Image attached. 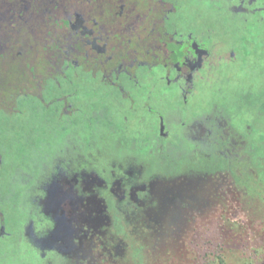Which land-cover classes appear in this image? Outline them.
Listing matches in <instances>:
<instances>
[{
  "label": "rangeland",
  "instance_id": "obj_1",
  "mask_svg": "<svg viewBox=\"0 0 264 264\" xmlns=\"http://www.w3.org/2000/svg\"><path fill=\"white\" fill-rule=\"evenodd\" d=\"M172 1L176 11L166 21L171 29L179 33L202 35L207 40L220 39L228 46L232 43L238 53L237 61L220 68L218 77L211 83L199 86L198 93L189 98L188 106L184 104L186 116L191 111L201 113L219 104L224 111L239 114L232 125L234 131L230 130L231 137L242 133L237 129L240 126L246 133L248 122L256 120L255 153L249 150L248 137L239 136V140L246 142H240L241 149L237 150V147L231 157L214 158L215 162L210 158L204 163L208 165L206 167L200 164L188 168L180 163L179 168L172 163L170 168L175 172L169 177L162 173L144 174L148 167L144 159L126 157L116 164L111 157H95L97 161L109 165L107 172L95 175L87 168H81L80 174H75L80 183L76 179L69 189L63 211L55 200L49 199L41 190L32 189L27 191L28 195L25 194V179H22L23 182L18 180L21 175L26 178L24 174H28V171L33 175L41 172V161L57 153L64 133L61 131V120L54 111L57 107L55 102L50 107L42 106L36 96H25L15 110H0V154L3 157L0 187L4 191L3 198H6L5 201L1 200L0 206L5 212L3 219L6 229L9 232L17 230L14 225L16 221L22 226L28 211L37 225L50 219L48 224L52 228L63 218L67 221L74 215L77 220L74 221L73 235L65 237L64 243L56 242L64 244V250L60 253L49 247L42 248L28 235V245L24 240H18L16 244V238L3 237L0 242V264H217L218 254H223L228 264H241L243 259H249L253 264H264V104L261 106L255 102L258 98H253L256 95L253 90L264 86V24L259 25L251 19L241 21L227 8V0ZM71 80L73 82L70 84L63 82V92L77 90L89 100V88L96 83L85 76ZM52 86L56 85L49 84L44 91L47 101L61 93L59 88ZM250 94H253L252 98L248 97ZM159 96L164 99L156 103V107H168L170 110L173 105L182 102L173 87L162 88ZM101 97L105 98L103 93ZM70 101L80 104L74 94L70 96ZM88 105L86 109L101 107L95 102ZM104 108L106 114L94 119L97 124L102 120L101 123L106 125L108 122L105 119L109 116L120 125L121 120L117 122L115 119L118 108L109 100ZM57 120L59 125H56ZM104 128L108 129L109 126ZM115 130L109 134L103 133L104 142L97 138V147L115 146L114 140L118 137ZM85 131H89L88 126ZM82 139L85 141L86 136ZM219 146L222 147V144ZM145 150L148 149H143V152ZM193 161L196 162V157ZM194 164L196 166L198 162ZM153 165L160 166L159 163ZM107 181L116 183L115 189L107 197V204L114 216L119 217L116 223H112L113 216L111 218L108 207L98 197L100 185ZM194 181H200V185L196 186ZM122 183H127V186L124 187ZM123 189H127L133 202H138L140 208L113 195L115 190L123 193ZM8 191L13 192L11 196L7 195ZM85 193L89 196H83ZM20 197L30 199L28 206H23L22 201V206L17 207ZM95 200L98 208L103 209L102 215L95 213L102 218L98 220L101 224L98 228L104 230L97 233L95 242L114 245L120 240L126 241V251L122 250L118 256H112L108 248L100 251L84 230L85 220H79L81 209H89ZM137 212L140 213L137 215ZM41 215L45 216V220ZM134 216L150 218L146 225L151 230L148 235L142 236L135 231V226L140 223L129 221L134 220ZM72 229V224L64 225V228L59 226L56 234L63 237L65 234L60 230L70 234Z\"/></svg>",
  "mask_w": 264,
  "mask_h": 264
},
{
  "label": "flooded vegetation",
  "instance_id": "obj_2",
  "mask_svg": "<svg viewBox=\"0 0 264 264\" xmlns=\"http://www.w3.org/2000/svg\"><path fill=\"white\" fill-rule=\"evenodd\" d=\"M226 3L227 8L241 21L251 19L259 25L264 24V0H227ZM174 11L176 7L172 0H0V51L8 44L18 42V24L28 25L41 42L44 40L48 42V37L52 36L49 27L51 25L56 36L53 35L54 37L50 39L55 41L59 32L62 38L60 46L65 50L63 59L73 65V68L67 66L60 70L56 79L50 80L43 87V97L49 84H55L56 86L52 87L61 90L59 96L50 97L49 101L45 98L43 101L36 96L41 100L39 103L42 106L50 107L53 102L57 104L54 111L61 120V131L64 133L60 142L62 145L58 144L57 153L41 161V172L38 175L28 171V174H24L26 178H22L23 175L18 177L20 182L25 179V194L28 195V190H41L49 199L55 200L64 211L65 197L70 194L69 189L76 179L77 183H80L79 177L75 174L79 175L81 168L85 167L95 175L107 172L109 165L97 161L95 157H111V161L116 164L121 163L126 157L144 159L148 164L144 174L162 173L169 177L175 172L170 168L172 163H176L179 168L180 163L188 168H195L200 164L201 167H206L208 165L204 163L210 158L231 157L237 147V150L241 149L239 143L246 142L239 140L240 137H248L249 150L255 153L256 120L248 122L246 133L243 126H240L237 128L242 132L240 137H231L230 130L234 131L232 125L235 116L239 114L224 111L219 104H214L210 110L206 109L201 113L191 111V114L186 116L184 108L189 103V98L198 93L199 86L216 79L220 68L237 61L238 53L232 43L228 46L220 39L207 40L202 35H194L191 32L179 33L171 29L166 21ZM49 14L54 15L60 23L49 24ZM34 22L36 26L33 29ZM38 25L41 29L40 35ZM81 76L96 83L89 88V100H86L85 94L77 90L63 92V82L70 84L73 82L71 78ZM171 87L174 88L176 96L182 98L181 104L173 105L170 110L168 107H156V103L164 99L159 96L160 90ZM263 90L264 86L259 90H253L256 94L253 98H258L255 102H259L261 106L264 104ZM102 93L105 98L101 97ZM73 94L80 100L79 105L70 101ZM252 95L248 97L252 98ZM108 100L118 108L115 119L121 122L118 125L113 117L107 116L105 120L109 128L105 129L106 125L101 123L102 120L97 124L94 119L106 114L104 106ZM94 102L101 107L86 109L88 104ZM138 110L140 111L137 112ZM56 125H59L58 120ZM87 126L88 132L85 131ZM115 126L119 128L115 130ZM114 130L118 134L114 140L115 146L97 147V138L104 142L103 133L109 134ZM225 131L228 134H224ZM84 136L85 141L82 139ZM220 143L223 148L219 146ZM143 149L148 150L143 152ZM195 157L196 162L193 161ZM2 162L3 157L0 154V165ZM197 162L195 166L194 163ZM156 163L160 166L153 165ZM199 182L194 181L196 186L200 185ZM115 184L105 182L100 185L98 193V197L108 207L111 218L113 216L112 223L118 222L119 217L114 216L110 205L107 204V197L115 189ZM122 184L124 187L127 186V183ZM126 190L123 189V193L115 190L113 195L140 208V204L138 202L135 204ZM12 193L8 191L7 195L11 196ZM3 194L4 191L0 187V202L6 199L3 198L5 196ZM83 196L89 195L85 193ZM21 197L18 199L20 202L16 203L17 207H21L22 203L23 206L26 205L30 200L27 197L23 200ZM33 198L31 196L34 202ZM96 201L89 205L90 210L85 208L83 210L80 206L81 211L78 215L79 220H85L84 230L92 242H95L98 232L104 231L98 228L101 225L98 220L102 219L99 216L102 215L103 209L98 208L99 204ZM143 210L146 211L145 207ZM95 213L100 215L96 216ZM138 213L140 212H137V215ZM141 216L140 218L134 216L135 219L129 221L140 223L139 226H135V231L142 236L148 235V231L151 230H148L146 225L150 218ZM4 217L5 212L0 206V242L6 236L16 238V244L19 243L18 240L27 243L28 235L42 248L49 247L59 251L58 253L64 250V244L59 245L65 242L64 238L73 235L74 221L77 220L74 215L67 221L63 218L52 228L48 224L50 219L45 220L43 215L41 217L45 221L37 225L28 211L27 219L22 226L17 221L14 223L17 227L15 233L7 231ZM68 224L73 225L72 232L69 234L65 233V230H60L65 235L58 237L57 228L59 226L64 228V225ZM95 245L100 251L108 248L112 256H118L122 250L127 249V242L124 240L114 245L107 242H95Z\"/></svg>",
  "mask_w": 264,
  "mask_h": 264
},
{
  "label": "trees",
  "instance_id": "obj_3",
  "mask_svg": "<svg viewBox=\"0 0 264 264\" xmlns=\"http://www.w3.org/2000/svg\"><path fill=\"white\" fill-rule=\"evenodd\" d=\"M48 17L49 24L60 23L54 15L49 14ZM35 26L34 22L32 28ZM49 27L51 37L56 36L54 27L51 25ZM37 30L40 35L39 25ZM21 34L23 36H20ZM51 37H48V42L47 40L41 42L28 25H17L18 42L8 44L0 51V110L8 112L15 110L22 98L28 95L37 96L45 101L43 87L50 80L56 79L60 70L67 66L73 68L69 61L63 59L65 50L60 46L62 38L59 32L55 41H52ZM217 259L219 261L217 264H228L223 254H218ZM241 264L253 262L243 259Z\"/></svg>",
  "mask_w": 264,
  "mask_h": 264
}]
</instances>
